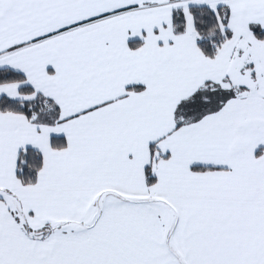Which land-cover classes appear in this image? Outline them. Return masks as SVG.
Masks as SVG:
<instances>
[{"label":"snow or ice","instance_id":"snow-or-ice-1","mask_svg":"<svg viewBox=\"0 0 264 264\" xmlns=\"http://www.w3.org/2000/svg\"><path fill=\"white\" fill-rule=\"evenodd\" d=\"M0 264H264V0H0Z\"/></svg>","mask_w":264,"mask_h":264}]
</instances>
